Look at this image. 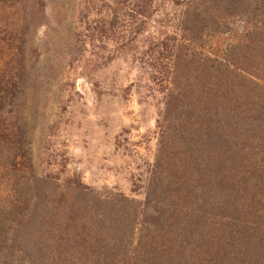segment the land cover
<instances>
[{
    "label": "rangeland",
    "instance_id": "obj_1",
    "mask_svg": "<svg viewBox=\"0 0 264 264\" xmlns=\"http://www.w3.org/2000/svg\"><path fill=\"white\" fill-rule=\"evenodd\" d=\"M199 47L264 77V0H0V83L17 77L0 126L26 155L0 149L18 170L1 173L18 186L1 183L0 196L28 199L17 232L3 228L0 264H264V184L251 171L264 116L226 109L214 149L210 74L190 56ZM258 94L230 80L223 105L257 108ZM216 155L227 207L203 226L219 195L202 168ZM166 187L169 216L153 210ZM205 232L225 242L218 255L206 244L195 255Z\"/></svg>",
    "mask_w": 264,
    "mask_h": 264
},
{
    "label": "trees",
    "instance_id": "obj_2",
    "mask_svg": "<svg viewBox=\"0 0 264 264\" xmlns=\"http://www.w3.org/2000/svg\"><path fill=\"white\" fill-rule=\"evenodd\" d=\"M190 56L197 61L199 67L203 69L202 71L209 72L210 74L211 79L209 78V80L204 83V86L210 85L212 89L210 90L208 88L205 91L204 96H205V101L210 107L207 109V111L209 113H214L213 117L210 118V121L212 124L214 123L216 125L215 128L218 130V132L214 141H219V143H214L213 147L214 149H218L217 152L219 153V149L221 148L220 143L222 141V138L225 137L224 135H222L221 137V133H222L221 127L223 126V120L220 121L219 117L223 118V116H221L220 113L223 114L227 109L233 115L230 118H235L236 113L240 112V113H244V115L247 117L245 120L246 123L248 121H251L252 124H255L257 123V121L260 122L263 121L262 116H264V77L249 76L246 70L237 67L234 60L232 59L233 55L224 54V53L222 54V52H218L212 48L205 49L199 47L198 50L191 53ZM252 79H255L254 82L249 81ZM230 80H237L246 85L249 84L250 86H252L253 89H255L257 92L261 94V95L258 94L259 100H257V108L245 107L242 109L243 111L242 110L238 111L240 109L235 108L234 105L230 107L223 105L224 103L227 105L229 102V99L228 100H223V99L225 93H227L228 84ZM16 81H17V77L15 75H12V77H9L7 80H3L0 83V95H4L5 97L7 93L11 92L14 86V82ZM219 94H222L221 100L218 97ZM7 116H10V113H7ZM4 147H7V150L17 152L16 158H18V152H19L20 158L25 163L26 155L24 151L22 149L18 151V132L15 131V129L10 128V125L6 126L5 129L1 128L0 126V149ZM225 148H227L226 144H225ZM261 151L264 152V144L262 145ZM223 163L224 162L220 160V156L218 158V155H216L215 158L213 156L209 161V163L206 164L207 168L205 166L202 168L204 175L206 174L207 170L213 174L212 179L206 178L204 180L202 187L205 188V190L212 195L210 197L211 199L213 197H216V195H219V198L213 201V203L215 202V204L213 205L212 203V206L210 208L211 210H209V212L207 213L209 215L212 214L208 218L209 223L203 222L202 223L203 226L204 225L213 226V224L215 225L218 222H220L221 221L220 214L223 211V209L227 207V201L225 195L230 189L228 188L226 189V186H224L220 178L219 177L217 178L219 173L218 169L219 167L221 169L223 168ZM249 163L251 164V162ZM254 164L260 165V166H254L251 169V171H254L256 174L255 181L253 183V185L256 187L264 184V156H262L259 161H255ZM6 170L14 171V173L18 172V170H16V166L13 161L0 163V185L5 181L9 182L11 180V179H4L3 175L1 174ZM221 177L226 178L225 175H221ZM17 178H18V173H17ZM245 179L246 177H241L238 179V181L244 183L246 181ZM12 182L13 181L11 180V183ZM13 184L15 186H18V180L16 183L13 182ZM27 204H28V199L23 197V195H19V197L13 196L11 199L10 197H8V195H6L4 198L0 196V235H2V231L4 227H7V229L12 230L13 234L17 232L18 225L22 222V218H24L25 211L27 210ZM153 206H154L153 210L161 212L162 215L167 214L169 216L172 213V211L175 210L176 202L173 199V195L171 191L167 187L162 200L154 204ZM147 207L148 209L151 208V204L148 203ZM199 211L201 213V211L203 210L199 209ZM258 212L260 211H255L254 213L258 214ZM193 215L194 217H197L195 212L192 213V217ZM201 219L206 220V218H201ZM195 224L196 223H194V226ZM260 229L264 233V226H262ZM211 232H213V229H211ZM204 236L206 239L203 238ZM1 239L2 238H0V240ZM221 240L222 239L217 235H215L214 233L205 232L199 234L196 239L197 246L195 247V255L199 256L196 251H198V249H202L203 248L202 245L205 244L207 245L205 251L209 252L208 254H211L210 256L218 255V252L221 251V248L219 246L225 245V242ZM158 254L160 253H156V255L153 254V256H160ZM222 255H224V259H227L228 251L226 252L225 250H223ZM148 258L151 259L150 261L151 264L163 263L161 261V257H148ZM210 260H214V259H210Z\"/></svg>",
    "mask_w": 264,
    "mask_h": 264
}]
</instances>
